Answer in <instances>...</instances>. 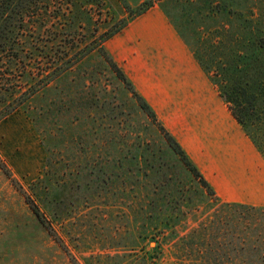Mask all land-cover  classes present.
I'll return each mask as SVG.
<instances>
[{"label": "rangeland", "instance_id": "1", "mask_svg": "<svg viewBox=\"0 0 264 264\" xmlns=\"http://www.w3.org/2000/svg\"><path fill=\"white\" fill-rule=\"evenodd\" d=\"M125 1L136 9L146 0ZM156 1V15L147 11L132 18L120 0H74L63 9L66 18L28 23L22 40L26 52L15 66L4 59L0 264H182L171 246L219 208L206 195L175 228L153 241L155 232L141 233L140 224L142 200L149 196L135 182L125 199L127 185L119 184V198L107 179L102 180L99 167L113 157L110 143L119 141L118 129L120 141L131 133L133 139L142 134L152 144L164 139L158 123L141 110L122 81L103 65L101 50L94 48V42L100 45L124 21L127 26L107 40L105 50L150 104L158 122L199 167L220 201L264 208V158L196 55L208 58V53L216 52L212 45L222 40L219 31L228 46L237 34L244 36L245 28L256 33L261 25L264 28V0ZM166 13L174 16L177 27ZM36 36L41 45L50 46L34 57L31 44ZM73 40L69 70L27 100L28 77L35 82L49 68L44 56L55 54L52 44L67 48ZM90 46L91 52H85ZM82 53L86 56L78 62L76 54ZM216 56L210 57L220 58ZM32 115L39 117L37 121ZM107 116H116L121 124L110 125ZM86 162L89 169L83 167ZM48 172L55 174L60 187L67 182L65 197L72 202L54 223L57 238L40 224L26 201V194L36 199L33 190Z\"/></svg>", "mask_w": 264, "mask_h": 264}, {"label": "trees", "instance_id": "2", "mask_svg": "<svg viewBox=\"0 0 264 264\" xmlns=\"http://www.w3.org/2000/svg\"><path fill=\"white\" fill-rule=\"evenodd\" d=\"M120 1L132 18L143 15L157 4L156 0H146L136 9H132L125 0ZM73 2L74 0H0V68L6 64L5 58L10 65L15 66L21 53L26 52L22 40L26 36L28 23H38L44 17L56 20L66 18L63 9L69 8ZM52 9L54 12H51ZM166 15L177 27L174 16L169 13ZM238 15L242 16V13ZM127 23L122 22L116 31L101 37L100 45L94 42V48L101 50L104 54L101 59L103 65H107L122 81L137 100L141 110L149 119L158 123L164 139L152 144L148 140L145 141L142 134L133 139L131 133L127 139L120 141L118 129L116 134L119 141L115 145L110 143L115 150L114 155L106 160L105 166L99 167L102 180L107 179L108 186L114 189L119 198L120 190L117 186L127 185L123 194L125 199L127 188L134 186L135 182L141 192L149 196L148 201L142 200L140 224L141 233L145 234L149 230L155 232L153 241L175 228L206 195L215 200L219 206L216 213L177 238L176 243L171 246L178 262L264 264V208L220 201L199 167L158 122L150 104L140 96L131 79L105 50L104 44L107 40L126 27ZM71 28H75V25ZM219 32V38L222 37V40L219 44L212 45L216 52L213 55L208 53V58L196 52L198 62L208 74L214 76L213 81L219 86L220 95L228 104L233 117L264 158V28L261 25L257 33L251 28H245L244 36L237 34V38H233V42L228 46L224 44L227 40L223 31ZM35 40V43L31 44V50L34 57H37L36 51L44 54L45 47L50 45H41L40 36H36ZM71 42L73 44L67 48L61 44H52L51 49L56 48L55 54L47 52L44 56L49 68L41 71L39 79L34 77L35 82L28 77L29 90L24 93L27 100L35 96L38 89L48 88L51 82L69 70L68 67L72 63L69 56L71 52H75L76 40ZM78 48L80 49L81 45ZM91 50L90 46L85 52L89 53ZM84 56L86 55L83 53L76 54L78 62H82ZM110 111L116 114L114 110ZM34 117L35 115H32V120L37 121L39 118ZM107 118L110 125L116 121L118 126L121 124V120H117L116 116ZM88 163L83 167L87 166L85 168L89 169ZM92 170L95 171L96 168ZM46 175L48 178H40L33 190L36 199L26 194V201L40 224L57 238L54 223L59 221L72 202L65 197L67 182L60 187L54 173L48 172ZM60 190H63L62 193Z\"/></svg>", "mask_w": 264, "mask_h": 264}, {"label": "crops", "instance_id": "3", "mask_svg": "<svg viewBox=\"0 0 264 264\" xmlns=\"http://www.w3.org/2000/svg\"><path fill=\"white\" fill-rule=\"evenodd\" d=\"M153 11H154V13H153ZM149 12H151V13H153V14H155L156 15V11H155V8L153 7V8H151L150 10H149ZM164 15V14H163ZM158 17L162 20V22H164V19H163V17L162 16H160V15H158ZM165 17V16H164Z\"/></svg>", "mask_w": 264, "mask_h": 264}]
</instances>
